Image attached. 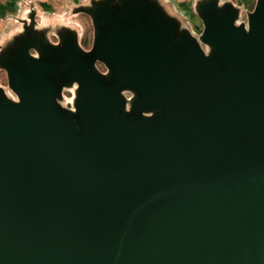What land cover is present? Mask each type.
Returning a JSON list of instances; mask_svg holds the SVG:
<instances>
[{"label":"water","instance_id":"obj_1","mask_svg":"<svg viewBox=\"0 0 264 264\" xmlns=\"http://www.w3.org/2000/svg\"><path fill=\"white\" fill-rule=\"evenodd\" d=\"M111 4L91 51L30 34L1 60L0 264H264V0L248 27L200 2V41Z\"/></svg>","mask_w":264,"mask_h":264},{"label":"rangeland","instance_id":"obj_2","mask_svg":"<svg viewBox=\"0 0 264 264\" xmlns=\"http://www.w3.org/2000/svg\"><path fill=\"white\" fill-rule=\"evenodd\" d=\"M111 1L117 6L123 0H0V87L10 99H18L9 83L6 68L1 60L18 49L22 39L35 35L37 44L30 49L33 56H40L45 44L62 46L68 36L83 52L92 50L96 24L91 11L99 4ZM155 3L161 10L180 23V29H187L200 41L204 22L197 7L204 0H141ZM219 5L232 4L239 11L237 24L248 27L249 14L256 8L258 0H217ZM209 51V47L201 43ZM96 68L108 74L103 62L97 61ZM79 85L72 83L64 86L59 103L66 108L75 109V99ZM129 98L130 91L125 92Z\"/></svg>","mask_w":264,"mask_h":264}]
</instances>
